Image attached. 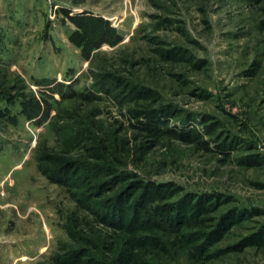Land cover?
I'll use <instances>...</instances> for the list:
<instances>
[{
  "label": "rangeland",
  "instance_id": "obj_1",
  "mask_svg": "<svg viewBox=\"0 0 264 264\" xmlns=\"http://www.w3.org/2000/svg\"><path fill=\"white\" fill-rule=\"evenodd\" d=\"M263 233L264 0H0V264H264Z\"/></svg>",
  "mask_w": 264,
  "mask_h": 264
},
{
  "label": "trees",
  "instance_id": "obj_2",
  "mask_svg": "<svg viewBox=\"0 0 264 264\" xmlns=\"http://www.w3.org/2000/svg\"><path fill=\"white\" fill-rule=\"evenodd\" d=\"M199 208H200L199 209L200 212L199 211L197 212V215L199 214L198 216H200V215L208 216L211 214V212H213V209L208 207L207 205L206 206L200 205ZM198 216H197V219L195 221V223H196L195 227L197 226L200 228V227L204 226V218L198 219ZM263 235H264V233H263Z\"/></svg>",
  "mask_w": 264,
  "mask_h": 264
}]
</instances>
